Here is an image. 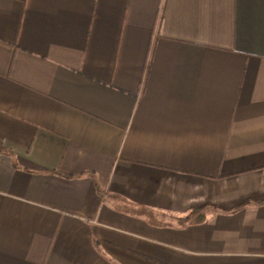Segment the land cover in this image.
Listing matches in <instances>:
<instances>
[{
	"label": "crops",
	"instance_id": "crops-1",
	"mask_svg": "<svg viewBox=\"0 0 264 264\" xmlns=\"http://www.w3.org/2000/svg\"><path fill=\"white\" fill-rule=\"evenodd\" d=\"M0 264H264V0H0Z\"/></svg>",
	"mask_w": 264,
	"mask_h": 264
},
{
	"label": "trees",
	"instance_id": "trees-1",
	"mask_svg": "<svg viewBox=\"0 0 264 264\" xmlns=\"http://www.w3.org/2000/svg\"><path fill=\"white\" fill-rule=\"evenodd\" d=\"M198 213H199V211H197ZM195 212H193L192 214H191V216L194 214ZM204 215H205V213L204 212H201V213H199V215H198V218L199 219H202L203 217H204Z\"/></svg>",
	"mask_w": 264,
	"mask_h": 264
}]
</instances>
